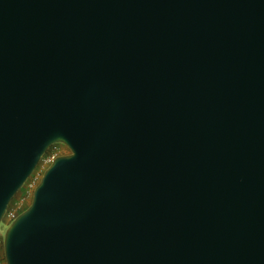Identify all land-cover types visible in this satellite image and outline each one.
<instances>
[{
    "label": "water",
    "instance_id": "95a60500",
    "mask_svg": "<svg viewBox=\"0 0 264 264\" xmlns=\"http://www.w3.org/2000/svg\"><path fill=\"white\" fill-rule=\"evenodd\" d=\"M5 264H264V0H0Z\"/></svg>",
    "mask_w": 264,
    "mask_h": 264
},
{
    "label": "built area",
    "instance_id": "2783aa9c",
    "mask_svg": "<svg viewBox=\"0 0 264 264\" xmlns=\"http://www.w3.org/2000/svg\"><path fill=\"white\" fill-rule=\"evenodd\" d=\"M60 153L61 152L57 150L56 145L50 147L46 151V153L42 156L35 170L24 184V188L27 187L29 190H32L37 180L39 179V176L42 173V171L47 167V165L51 162L54 156ZM24 207H25V195L22 193L14 197L9 203L2 217V224L5 226L8 222H10L12 218L16 216V214H18L21 210H23ZM2 235H3V230L0 229V264H5V260L3 256Z\"/></svg>",
    "mask_w": 264,
    "mask_h": 264
},
{
    "label": "rangeland",
    "instance_id": "374dc122",
    "mask_svg": "<svg viewBox=\"0 0 264 264\" xmlns=\"http://www.w3.org/2000/svg\"><path fill=\"white\" fill-rule=\"evenodd\" d=\"M57 147V146H56ZM57 150L59 151V152H61L60 154H64V153H68L69 152V150H68V148L66 147V146H64V145H59L58 147H57ZM40 176H41V174H40ZM40 176H39V178H40ZM39 180V179H38ZM37 180V181H38ZM37 183V182H36ZM24 194L25 195V207L29 204V202H30V199H31V193H32V190H29L27 187H25L24 188V186L17 192V194L15 195V197L16 196H18L19 194ZM24 207V208H25ZM23 208V209H24ZM1 224H2V222H1ZM4 228H5V226L2 224V225H0V229H2V230H4Z\"/></svg>",
    "mask_w": 264,
    "mask_h": 264
},
{
    "label": "flooded vegetation",
    "instance_id": "af4514ba",
    "mask_svg": "<svg viewBox=\"0 0 264 264\" xmlns=\"http://www.w3.org/2000/svg\"><path fill=\"white\" fill-rule=\"evenodd\" d=\"M59 145H60V144H57L56 146L58 147ZM57 147H56V148H57Z\"/></svg>",
    "mask_w": 264,
    "mask_h": 264
}]
</instances>
